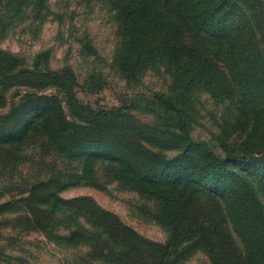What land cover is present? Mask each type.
<instances>
[{"label": "trees", "instance_id": "16d2710c", "mask_svg": "<svg viewBox=\"0 0 264 264\" xmlns=\"http://www.w3.org/2000/svg\"><path fill=\"white\" fill-rule=\"evenodd\" d=\"M104 1L118 24L113 64L130 82L165 69L170 86L153 92L155 120L142 122L127 104L82 102L74 70L53 69L49 51L29 62L0 47L1 103L12 88L20 96L1 116V148L41 137L80 167L32 184L18 200V225L86 244L101 264H185L197 251L212 264H264V0ZM49 10L50 0H0V37L19 20L43 21ZM84 46L95 52L89 41ZM103 85L91 73L84 87ZM201 90L224 107L223 153L193 135ZM112 181L154 201L145 213L167 230L165 243L91 196H61L72 186L106 189ZM15 207L5 202L0 210ZM59 215L84 224L58 234Z\"/></svg>", "mask_w": 264, "mask_h": 264}, {"label": "rangeland", "instance_id": "374dc122", "mask_svg": "<svg viewBox=\"0 0 264 264\" xmlns=\"http://www.w3.org/2000/svg\"><path fill=\"white\" fill-rule=\"evenodd\" d=\"M34 18L17 21L0 37V47L29 62L40 52L49 51V64L53 69L70 65L74 70L81 85L77 95L82 102L94 108L127 104L140 121L155 120L150 104L152 94L155 90H168L171 77L165 69L160 72L150 70L138 82H130L124 77L113 64L118 24L108 3L104 0H50L46 18L43 21ZM85 41L93 45L94 53L85 48ZM91 73L101 75L104 85L100 90L84 87ZM16 90L12 88L5 94V105L0 98V119L8 113L13 102H19ZM46 92L52 94L56 90ZM223 108L207 91L197 92L193 135L196 139L209 141L220 153L223 151L217 136ZM1 145L0 139V206L13 202L16 207L0 210V249L5 251L0 254V263L101 264L90 257L86 244L69 245L65 240L51 239L38 228L18 225L17 217L23 213L18 200L28 194V188L38 180L46 181L55 175L79 171L78 162L65 158L41 137L22 145H5L3 149ZM61 196H91L144 237L160 243L167 241V230L145 213L146 206L155 208L154 201L135 190L123 189L119 181L110 182L106 189L89 184L72 186L62 191ZM56 220V232L63 235H68L70 228L80 222L84 224L83 218L76 220L66 215H59ZM185 264L212 263L207 253L197 251Z\"/></svg>", "mask_w": 264, "mask_h": 264}]
</instances>
